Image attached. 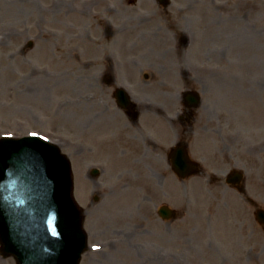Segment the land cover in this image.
<instances>
[{
	"label": "rangeland",
	"instance_id": "374dc122",
	"mask_svg": "<svg viewBox=\"0 0 264 264\" xmlns=\"http://www.w3.org/2000/svg\"><path fill=\"white\" fill-rule=\"evenodd\" d=\"M249 2L247 26L236 19L229 27L230 20L217 14L204 20L199 43L210 65L219 53L221 81L205 82L208 90L194 84L202 104L211 106L207 113L198 109L196 122L218 130L189 137L192 156L203 158L202 171L182 179L167 162L135 155L132 169L114 168L113 160L104 174L108 167L99 151H88L87 145L101 143V121L98 129L90 122L102 114V83L87 80L101 68L106 39L97 19L105 0H0V137L42 134L69 156L89 233L81 264H264V233L246 198L264 205V152L255 140L264 115V1ZM216 37L218 52L210 49ZM187 56L196 59L198 51ZM247 131L254 140L250 147ZM91 168L101 174L87 178ZM233 169L244 172V192L226 181ZM118 173H124L120 184ZM119 185L127 189L114 194ZM162 204L174 208L177 218L159 217ZM0 264H17L1 244Z\"/></svg>",
	"mask_w": 264,
	"mask_h": 264
},
{
	"label": "flooded vegetation",
	"instance_id": "af4514ba",
	"mask_svg": "<svg viewBox=\"0 0 264 264\" xmlns=\"http://www.w3.org/2000/svg\"><path fill=\"white\" fill-rule=\"evenodd\" d=\"M105 2L104 7L98 10L101 16L97 19L101 20L98 27L106 39L102 48L101 68L96 71L95 68L92 69L90 80H87L89 82L100 80L102 83L101 104L104 105L102 116L96 112L90 122L98 129L95 123L101 121V143L87 145L88 151H99L104 164L107 165L102 164L105 168L110 161L125 160L126 156L129 158L128 162H131L130 155H135L138 159L164 161L171 167L173 162L171 151L174 146L181 143L190 147L189 137L198 130L206 132L218 130L216 124L196 122L198 109L202 107L207 113L211 106L203 105L201 97L198 106H195L194 91L201 92V89L194 84L201 83L205 85L204 89L208 90L205 82H213V86L220 82L219 53L213 55V62L210 65L207 56L203 57L202 51L206 49L199 43L201 35L203 36L201 33H204V20L208 17L214 18L213 16L217 14L218 20L220 16L230 20L227 22L229 27L236 19L245 20L247 26L249 21L247 17L251 12L250 2L249 0H115L114 3L105 0ZM206 8L213 10L206 11ZM206 30L210 29L205 28V32ZM212 32H216L218 37L217 30H211L210 33ZM217 37L210 49L218 52L221 44L217 42ZM243 42L247 43L246 36ZM231 44L229 41L222 46ZM194 48L198 51L196 59L187 56V52ZM126 61L130 66L126 65ZM124 86L128 88L131 104H125L119 98V90ZM215 89L216 87H213V92ZM246 106L249 107L250 118L252 107ZM212 108L218 111L217 106ZM262 123L261 134L255 140L256 145L264 152V115ZM251 138L252 135L249 134L247 146L253 144L254 140ZM85 152L84 149L73 151L78 155ZM249 153L252 154L251 149ZM195 159L199 162L203 160ZM108 168L106 171L103 169L104 174L109 173L110 167ZM122 170L124 171V167ZM89 173L86 174L88 178L99 176L101 171L91 168ZM114 190L119 192L118 188ZM95 199L98 200V197ZM247 200L252 207L253 197L248 195ZM262 230L264 233V227Z\"/></svg>",
	"mask_w": 264,
	"mask_h": 264
},
{
	"label": "water",
	"instance_id": "95a60500",
	"mask_svg": "<svg viewBox=\"0 0 264 264\" xmlns=\"http://www.w3.org/2000/svg\"><path fill=\"white\" fill-rule=\"evenodd\" d=\"M178 158L183 150L177 149ZM190 171L197 168L187 163ZM180 159L179 173L187 174ZM189 169V168H188ZM185 170V171H184ZM243 174L228 181L238 185ZM164 215L170 210L162 208ZM264 221V212H257ZM84 216L73 197L68 157L58 145L39 136L0 140V242L4 255L18 264H80L88 246Z\"/></svg>",
	"mask_w": 264,
	"mask_h": 264
},
{
	"label": "bare ground",
	"instance_id": "6f19581e",
	"mask_svg": "<svg viewBox=\"0 0 264 264\" xmlns=\"http://www.w3.org/2000/svg\"><path fill=\"white\" fill-rule=\"evenodd\" d=\"M120 166H122V167H126V166H129V167H133V163L132 162H128V161H126V160H124V159H118L117 160V162H116V165L114 166V168H120ZM110 167V166H109ZM111 169H112V167H110ZM114 168H113V171H114ZM109 172H110V170H109ZM124 174V173H123ZM123 174H121V177L122 178H120V177H117V178H115L116 179V181H118L117 182V184H120L121 183V181H122V179H123ZM135 178V177H134ZM136 179H134V181H135ZM119 187H120V185H119ZM120 189H121V191L122 192H124L127 188L123 185V187L121 186L120 187Z\"/></svg>",
	"mask_w": 264,
	"mask_h": 264
}]
</instances>
